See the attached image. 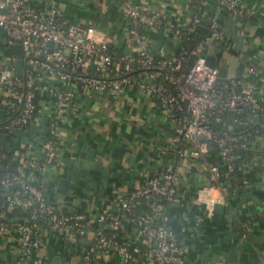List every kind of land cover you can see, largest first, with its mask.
<instances>
[{
    "label": "crops",
    "instance_id": "1",
    "mask_svg": "<svg viewBox=\"0 0 264 264\" xmlns=\"http://www.w3.org/2000/svg\"><path fill=\"white\" fill-rule=\"evenodd\" d=\"M191 1L53 0L64 20L92 26L94 39L105 43L119 57L132 49L125 15L130 3L162 15L160 27L142 28L141 35L152 50L165 55L175 51L183 28L196 23L207 26L209 19H214L220 37L209 42L204 34L201 51L213 54L216 62L223 65L231 55H236L243 67L236 69L234 75L250 82L253 92L264 98V0H238L242 8L251 12L243 18L232 14L226 0H205L194 18ZM23 2L43 8L48 0ZM239 27L244 36L237 32ZM2 53L11 55L14 61L20 58L14 47L2 46ZM248 64L254 65L253 73L246 71ZM38 78L35 117L24 129L15 131L10 140L26 155L40 158L41 135L48 118L56 115L55 161L46 167L43 176L47 199L56 209L83 210L86 226L91 229L98 211L116 212L120 196L138 185L143 176H160L165 163L172 162L179 173V194L167 207L165 223L181 242L183 257L199 264L200 258L223 256L240 244L242 251L247 252V264H264V203L253 204L249 195V188L264 184V129L244 142L247 153L237 165L235 181L231 182L228 172H223L222 211L208 212L201 202L195 201V192L208 181L207 163H217L222 169L223 166L211 149L205 155L193 157L167 148L174 120L152 92L134 84L127 85L118 96L76 90L72 100L56 110L45 90L48 81L43 76ZM1 99L0 90V105ZM188 144L185 141L183 152ZM86 149L93 165L80 168L78 179L70 180L64 193L58 192L56 181L64 175L67 162ZM25 175L30 181H38L40 171L26 169ZM141 209L136 204L132 210ZM122 223L125 233L134 237L130 222L124 218ZM239 225L246 227V235L240 233ZM19 239L17 229L0 234V264H81L80 252L91 234L72 237L54 227H43L38 231L35 258L30 254L20 257ZM91 264L123 262L112 253L95 251Z\"/></svg>",
    "mask_w": 264,
    "mask_h": 264
},
{
    "label": "built area",
    "instance_id": "2",
    "mask_svg": "<svg viewBox=\"0 0 264 264\" xmlns=\"http://www.w3.org/2000/svg\"><path fill=\"white\" fill-rule=\"evenodd\" d=\"M226 1L237 18L251 15L238 0ZM125 15L132 49L125 56L114 58L105 51V43L94 39L92 26L64 20L53 0H48L43 8H35L23 0H0V106L3 109L0 119H6L4 123L0 121L3 139L0 145L13 150L10 162L3 161L6 155L0 151V234L10 228L19 231L20 257L28 256L29 246H37L38 231L51 226L72 237L91 234L80 252L81 264H91L95 251L108 252V248L113 255L120 256L123 264H195L183 257L181 242L165 223L169 215L166 204L175 201L179 194V173L172 162L165 163L160 176L145 175L138 185L120 196L116 212L98 211L91 229L86 226L83 210L61 211L48 201L43 176L46 167L55 161L56 115L48 118L41 135L40 158L26 155L10 140L15 131L24 129L35 117L39 76L48 81L45 90L56 110L70 102L76 90L110 96H118L129 84L149 90L174 120L167 148L178 155L200 157L208 153L207 139L212 138L208 120H219L223 109L236 112L246 107L248 115L242 123L264 119V98L253 92L250 82L245 83L234 75L220 82L221 86L216 85L217 67L205 62L202 43L195 46L196 55L187 65L183 62L185 51L169 55L155 53L143 40L142 28L162 25L159 12L130 3ZM197 15L194 13V18ZM207 27L213 39L220 37L214 19H209ZM189 30L191 25L182 32ZM237 32L245 35L241 27ZM2 46L14 47L19 52V73L14 71L11 55H2ZM254 70L253 64L246 65L248 73ZM233 120L237 119L233 117ZM226 128L230 129L231 123H226ZM183 140L189 142L184 152L180 147ZM213 140L223 169L217 163H207L209 184L196 189L194 196L208 212L214 203L224 200L218 181L223 172L232 170L230 142L234 137L224 134ZM26 169H38V181L28 180ZM213 191L217 193L215 198L211 195ZM136 204L142 209L134 212ZM13 207L26 209L27 213L9 218L6 212ZM42 215H46L44 221ZM124 218L131 224L132 238L124 231Z\"/></svg>",
    "mask_w": 264,
    "mask_h": 264
},
{
    "label": "trees",
    "instance_id": "3",
    "mask_svg": "<svg viewBox=\"0 0 264 264\" xmlns=\"http://www.w3.org/2000/svg\"><path fill=\"white\" fill-rule=\"evenodd\" d=\"M205 3V0H192L191 6L194 8V13H200L197 11H201L203 8V5ZM250 16V15H249ZM242 16L241 18H243ZM248 17V16H247ZM204 33L194 30L191 26V30L188 32H181L179 35V42L175 49L176 51L183 50L185 51V55L183 56V62L187 63V65L192 61V59L195 57V46L202 43L204 38ZM152 50V49H151ZM105 51L108 52L111 56L114 58H118L117 55H113L111 51L108 49V47L105 44ZM153 51V50H152ZM156 53V52H155ZM19 54V52H18ZM156 56V55H155ZM158 79V78H157ZM217 86H221L220 82L216 83ZM240 88V87H238ZM35 113V112H34ZM248 115V109L246 107H241L238 109V111H232L229 109H223L220 113V119L214 120L213 118H209L208 124L211 130L212 138L207 139V143L210 145V149L214 152L216 150V144L214 138H217L219 136H223L224 134H228L230 136L234 137V140H232L230 143L232 144L230 149V154L232 155V158L230 159L232 170L229 171L227 174L229 175L230 181L234 182L235 178L238 176L236 172L237 165L240 161V159L247 153V150L245 147H243L244 142L251 137L254 134L259 133L262 129H264V119L262 120H254L251 122H244L241 121L246 120ZM233 117H235L237 120H233ZM6 120V119H5ZM4 119H0L1 123L5 122ZM226 123H231V128H226ZM46 137H48V134H45ZM44 136V137H45ZM55 142V141H54ZM185 143V140L181 142L180 147H183ZM0 151L5 152V160L3 161H11L10 155L13 152L12 149L6 148L4 144L0 145ZM174 152L173 150H170ZM15 164V163H14ZM2 175L1 168H0V176ZM149 176V175H148ZM157 176V175H156ZM218 184L220 186V189L223 186L222 179L218 181ZM166 206H169V204H166ZM79 210V209H77ZM27 213L26 209H22L21 207H13L10 211L6 212V216L9 218H18L21 216H24ZM46 215H42L41 219L43 221L45 220ZM44 223V222H43ZM240 227V225H239ZM238 227V228H239ZM245 226L240 227V233L242 235H246ZM108 252L112 253V249L108 248Z\"/></svg>",
    "mask_w": 264,
    "mask_h": 264
},
{
    "label": "water",
    "instance_id": "4",
    "mask_svg": "<svg viewBox=\"0 0 264 264\" xmlns=\"http://www.w3.org/2000/svg\"><path fill=\"white\" fill-rule=\"evenodd\" d=\"M194 30L200 31L204 33L207 38V41H212L214 36L207 26H203L201 24H194L192 27ZM205 62L210 66L217 67V74L215 77L216 82H224L227 79H230L234 76L236 69H241L243 67L242 60L238 59L236 55H231L227 64H219L215 60V56L213 54H204ZM21 67V59L17 58L14 61V71L16 73L20 72ZM3 114V109L0 108V117ZM3 139L0 137V143ZM210 148V147H209ZM91 153L88 149L84 152L80 151L76 156H72V159L67 162L66 170L64 175L59 176L56 181V190L58 192L64 193L66 188L68 187L69 181H76L79 177L80 168H89L91 167L92 161L90 160ZM209 181H206L205 185H208ZM248 187V185H246ZM250 199L253 204H257L259 201L264 203V184H260L258 187L249 188ZM1 199V197H0ZM224 207L223 203H214L212 205L213 211H222ZM240 244H237L234 250L224 252L223 256H205L200 258L199 264H247V252L242 251ZM28 251L31 257L35 258V248L32 246L28 247ZM120 258V256H119Z\"/></svg>",
    "mask_w": 264,
    "mask_h": 264
},
{
    "label": "clouds",
    "instance_id": "5",
    "mask_svg": "<svg viewBox=\"0 0 264 264\" xmlns=\"http://www.w3.org/2000/svg\"><path fill=\"white\" fill-rule=\"evenodd\" d=\"M211 195H212L213 198H215V197L217 196V193H216L215 191H213V192L211 193Z\"/></svg>",
    "mask_w": 264,
    "mask_h": 264
}]
</instances>
